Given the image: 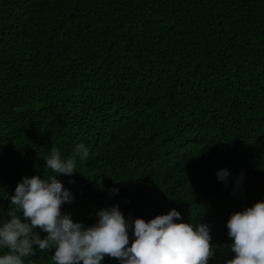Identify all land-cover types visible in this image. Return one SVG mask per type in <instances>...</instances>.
Segmentation results:
<instances>
[{
	"label": "trees",
	"instance_id": "obj_1",
	"mask_svg": "<svg viewBox=\"0 0 264 264\" xmlns=\"http://www.w3.org/2000/svg\"><path fill=\"white\" fill-rule=\"evenodd\" d=\"M80 143L56 177L74 222L175 208L230 244L229 215L264 200V0H0V218L22 177L53 174L51 149Z\"/></svg>",
	"mask_w": 264,
	"mask_h": 264
},
{
	"label": "clouds",
	"instance_id": "obj_2",
	"mask_svg": "<svg viewBox=\"0 0 264 264\" xmlns=\"http://www.w3.org/2000/svg\"><path fill=\"white\" fill-rule=\"evenodd\" d=\"M89 154L84 143L77 144L70 157L53 148L43 160L52 175L21 178L9 197V210L0 218V264H26L45 251L52 253L51 264H103L106 257L117 264H209L217 252L233 254L223 264H264V200L229 215L225 227L231 243L226 247L212 243L208 224L183 221L175 208L145 221L126 218L113 205L98 210L90 225L74 222L62 211L73 195L56 177L72 176L77 158ZM215 175L226 186L233 179L227 169ZM243 176L234 178L236 185ZM118 192L109 189L110 195Z\"/></svg>",
	"mask_w": 264,
	"mask_h": 264
}]
</instances>
